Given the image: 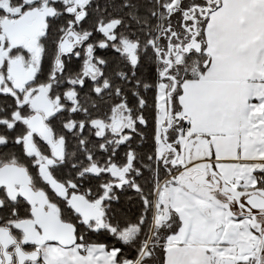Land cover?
<instances>
[{
  "label": "snow or ice",
  "instance_id": "snow-or-ice-1",
  "mask_svg": "<svg viewBox=\"0 0 264 264\" xmlns=\"http://www.w3.org/2000/svg\"><path fill=\"white\" fill-rule=\"evenodd\" d=\"M0 264H264V0H0Z\"/></svg>",
  "mask_w": 264,
  "mask_h": 264
}]
</instances>
